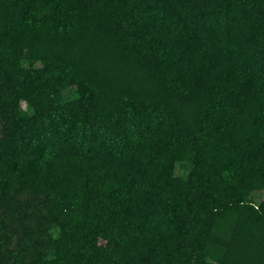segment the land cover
I'll return each instance as SVG.
<instances>
[{
	"label": "trees",
	"instance_id": "1",
	"mask_svg": "<svg viewBox=\"0 0 264 264\" xmlns=\"http://www.w3.org/2000/svg\"><path fill=\"white\" fill-rule=\"evenodd\" d=\"M263 183L264 0H0V264H264Z\"/></svg>",
	"mask_w": 264,
	"mask_h": 264
},
{
	"label": "rangeland",
	"instance_id": "2",
	"mask_svg": "<svg viewBox=\"0 0 264 264\" xmlns=\"http://www.w3.org/2000/svg\"><path fill=\"white\" fill-rule=\"evenodd\" d=\"M211 58H212V63L209 64V69L211 70H217V69H220L221 67H226L227 65L232 64L235 61L234 56L230 55L229 51L221 44L220 45L217 44V46L213 48ZM262 82L263 81H261V83ZM74 92H75V89L69 86L61 90V95L63 98H68L74 95ZM19 106L21 109L27 112H30V108L24 101L20 100ZM219 113L221 114L222 112L220 111ZM191 168H192L191 163L187 161H175L173 163V175L185 179L187 175L189 174V171L191 170ZM229 190L230 192H235V189L233 188H229ZM244 198L246 200L253 202L254 204L261 203L264 200V183L255 189L249 190L248 193L244 195ZM46 221H49V220H45L43 222L47 225L52 224V223H46ZM55 227H56L55 225L51 227V230H53V233L56 232ZM207 261L210 264L212 263L211 259L209 258H207Z\"/></svg>",
	"mask_w": 264,
	"mask_h": 264
}]
</instances>
